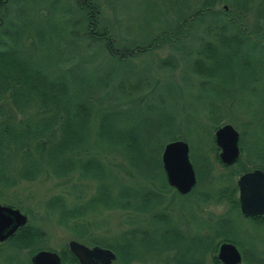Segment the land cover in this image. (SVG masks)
<instances>
[{
	"label": "trees",
	"instance_id": "16d2710c",
	"mask_svg": "<svg viewBox=\"0 0 264 264\" xmlns=\"http://www.w3.org/2000/svg\"><path fill=\"white\" fill-rule=\"evenodd\" d=\"M29 1V7L23 5L24 0L0 2V204L18 209L26 217L25 225L0 243L2 264H30V257L42 250L57 253L61 264H78L66 244L58 250L47 246L43 222L67 233L69 240L110 250L114 264L142 262L136 256L137 249L150 254L147 260L154 262L168 252L183 255L180 261L163 263L168 260L163 259L159 261L162 264H220L216 252L222 243H231L241 251V264H264V256L258 258L245 249L249 236L246 229L235 234L207 227V232L196 230L188 237L175 229L141 227L145 218L153 224L167 218L162 212L165 195L186 199L200 186L204 190L197 194L199 208L209 203L224 204L225 212L216 218L233 213L243 222L264 224V217L245 219L240 215L235 185L243 173L256 169L264 172V36H254L228 13H223L221 24L204 23V17L215 19L220 15L209 1L180 20L190 31L189 23L200 28L197 40L201 45L192 52V61L186 59L198 88L205 91V86L218 78L205 66V60L225 69L236 87L232 92L235 97L225 98L227 102L206 99L197 103L207 123L204 126L196 117L191 121L185 118L188 114L183 107L175 113L173 105L157 95L167 81L152 76L117 78L111 72L113 63L120 72L127 66L138 68L131 62L134 55L156 48L155 42L175 39L176 34L170 36L169 31L160 30L143 47L108 51L111 37L95 30L97 7L93 0H84L92 2L87 3L85 13L83 0H48L54 6L51 14L41 6L44 0ZM259 1L261 16L264 0ZM69 21L72 24L68 28ZM179 34L183 37L182 32ZM101 41L104 46L97 52ZM220 51L223 59L218 62L215 57ZM254 63L260 73L252 68ZM174 66L170 60L159 62L160 68ZM142 69L149 74L146 66ZM247 69H251L247 80L253 82L249 85H256V93H262L257 99L258 114L249 115L247 105V115L238 111L242 104L239 97L247 92L248 85L243 86L239 79ZM241 116L246 121L237 132L239 157L232 165L224 166L217 158L212 131L224 123L234 125L235 118ZM190 127L203 132L205 144L196 158L189 155L195 185L187 195L179 196L166 184L160 155L166 143L184 141L183 131H190ZM216 165L223 172L215 174ZM40 180L57 181L63 188L59 186V193L39 204L37 224L29 211L23 212L17 202L7 198L19 184ZM112 212L123 213L128 227L120 233L124 243L106 242L93 232L99 228L92 226V221L101 218L105 223Z\"/></svg>",
	"mask_w": 264,
	"mask_h": 264
},
{
	"label": "rangeland",
	"instance_id": "374dc122",
	"mask_svg": "<svg viewBox=\"0 0 264 264\" xmlns=\"http://www.w3.org/2000/svg\"><path fill=\"white\" fill-rule=\"evenodd\" d=\"M1 1L3 0H0V2ZM24 1L23 5L26 7V4H28L27 7H29L30 1ZM204 1H209L212 10L220 13L215 19L204 17L201 19L204 23L209 25L217 21L221 24V22H224L223 13H228L236 17L246 30L252 31L254 36H264V14L259 16V0H93L97 7L96 20L94 19L95 30L97 34L102 33L106 35L107 32L108 36L111 37V39H109L110 45L107 47L108 51L109 49L114 50L113 52L119 49L129 51L136 47H143L147 45L160 30L169 31L170 36L173 32L177 37H180L179 39H176V37V40L167 38L164 42H155V46L157 45L156 48H152V50L139 55H134V57L131 58V62L138 65V68L133 65L127 66L120 72L118 71L120 68L113 63L111 64V72L114 73V77L117 78L125 75L128 76L130 80L134 77L144 78L146 76L150 79L152 76L158 81L174 83L175 85H169L165 82V85L159 87L160 92L157 95L160 96L166 104L173 105L175 113H179V110L183 107L185 113L188 114V117L185 118L191 121L196 117L206 126L207 123L203 120V112L198 109L197 103L206 101V99L221 104L223 100L227 102L228 100L225 98L235 97L233 91L236 87H234V84L230 83L228 72L225 69H220L221 66L216 67L215 63L212 61L205 60L204 64H206L205 66H208L209 69H212V71H214V76L218 78L212 83H208V85L205 86V91L198 88L196 82H193V78L195 77L188 71V62L192 61L194 57L192 52L201 45V41L197 40V36H200V28L193 23H189V25H192L191 31L193 32H191L187 24H180V20H185V16L201 6ZM44 3V5L41 3V6L45 8L48 13H53L52 10L54 6H50L48 0H44ZM87 3L91 4L92 2L83 0L84 11L82 12L84 13L88 10ZM18 7L25 10L21 5H18ZM71 24V21H69L68 28ZM72 28H74V25H72ZM180 32L183 33V37L179 36L181 35L179 34ZM114 45L116 47H114ZM103 46L104 42L101 41L97 52H101L102 49L100 48ZM187 55L188 57H186ZM251 55L255 57V54ZM241 56L244 57L245 55L242 53ZM215 58L219 62L223 59V53L220 51ZM186 59L189 61L187 62ZM162 60H170L175 66L172 69L168 67L160 68L159 62ZM143 66H146L149 70L148 75L142 69ZM252 68L260 73L259 67L255 63ZM248 71H251V69H247L245 75L239 79L242 81L243 86H245V83L248 85L245 87L247 88V92H242L239 97L242 104L238 107V111L247 115L245 112V105H247L249 108L248 113L252 115L254 113L258 114L259 112L257 99L262 93H259V91L256 93V85H254V87L249 85L253 82H251L250 79L247 80ZM242 78L246 79L242 80ZM251 87H253V90H250ZM206 91H208V93ZM113 93H115V90H113ZM211 93H214V95H211ZM257 94L260 95L258 96ZM157 95L152 98L156 99ZM134 96L136 95H133V97ZM245 121L246 119L242 118V116L237 119L235 118L234 122H232L234 125L232 126L236 132L240 131L239 125ZM189 125L192 127V122H190ZM247 129L249 130L248 127ZM193 130L192 128L190 131L185 129L183 131V139L188 145L189 155L192 154V156L196 158L198 151L203 147L202 145L205 144V139H202L203 132L199 128ZM213 132L214 131H212V134ZM214 172L217 174V172H223V170L216 165L214 167ZM59 186L63 188V185L53 180L21 183L9 191L7 201L17 202V206L21 208L23 212L25 210L29 211L38 224L40 223L39 214L41 212L39 204L47 200L50 196L59 193L61 190ZM203 190L204 186H200L198 192H203ZM198 192L186 199L177 197L170 198L169 195H165L166 207L162 212L167 214V218L159 224H153L148 218H145V223L142 224L141 227H158L160 230L175 229L182 235H189L188 237L194 235L196 230L207 232V227L217 232L225 231L228 233L230 231L231 233L234 231L235 234H238L236 231L239 232L240 229H246L249 236L245 239V249H250L249 251L258 258L264 256V224L254 225L252 223L243 222L233 213L222 219L216 218V216L225 212V205H213L209 203L199 208V205H197V203L199 204L200 202V200L197 199ZM101 220V218H96L92 221V223H94L92 226L99 228V230L93 231L95 236L109 243H124L120 233L126 231L128 227L124 223L123 213L112 212L105 218V223H102ZM222 223H227L226 225L228 226L225 227ZM42 226L44 241L49 248L58 250L62 245L67 244L69 240V235L67 233L52 226L50 223L43 222ZM211 230H209L208 234H210ZM172 233L171 231L170 234ZM166 243L169 244L168 242ZM186 243L188 244L189 241ZM42 244L45 243L42 242ZM237 250L239 253L241 252L238 248ZM136 256L139 261L142 262H134L132 264H162L159 261H164L163 259H168L163 263L171 261L176 262L182 260L183 255L178 252L175 253V251L168 252L160 256L159 261L154 262L147 260L151 257L150 254L141 249H137ZM2 260L3 259L0 258V264H2ZM112 264H114V262H112Z\"/></svg>",
	"mask_w": 264,
	"mask_h": 264
},
{
	"label": "water",
	"instance_id": "95a60500",
	"mask_svg": "<svg viewBox=\"0 0 264 264\" xmlns=\"http://www.w3.org/2000/svg\"><path fill=\"white\" fill-rule=\"evenodd\" d=\"M213 141L222 165H232L238 159V133L230 124L217 127ZM160 163L167 186L179 196L187 195L195 185L188 145L181 140L166 143ZM235 185L240 215L245 219L264 217V172L256 169L243 173ZM25 223L26 217L18 209L0 204V243L9 240ZM66 246L78 264H112L115 260L114 254L105 248L87 247L74 240H69ZM216 259L220 264H241V256L231 243L218 246ZM29 261L30 264H61L57 253L46 250L36 252Z\"/></svg>",
	"mask_w": 264,
	"mask_h": 264
},
{
	"label": "flooded vegetation",
	"instance_id": "af4514ba",
	"mask_svg": "<svg viewBox=\"0 0 264 264\" xmlns=\"http://www.w3.org/2000/svg\"><path fill=\"white\" fill-rule=\"evenodd\" d=\"M239 252V251H238ZM240 254V253H239ZM240 256H241V254H240Z\"/></svg>",
	"mask_w": 264,
	"mask_h": 264
}]
</instances>
